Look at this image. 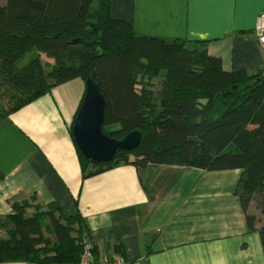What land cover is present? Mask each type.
Segmentation results:
<instances>
[{
    "label": "trees",
    "instance_id": "obj_1",
    "mask_svg": "<svg viewBox=\"0 0 264 264\" xmlns=\"http://www.w3.org/2000/svg\"><path fill=\"white\" fill-rule=\"evenodd\" d=\"M89 73L105 99L102 130L121 137L137 129L141 140L105 162L76 148L83 177L118 164L239 168L235 194L264 257V68L227 71L196 41L139 36L130 22L110 15V0L0 2V87L11 103L0 105V119ZM33 201L13 202L0 218V262L76 264L81 216ZM252 202L260 220L248 212Z\"/></svg>",
    "mask_w": 264,
    "mask_h": 264
},
{
    "label": "crops",
    "instance_id": "obj_2",
    "mask_svg": "<svg viewBox=\"0 0 264 264\" xmlns=\"http://www.w3.org/2000/svg\"><path fill=\"white\" fill-rule=\"evenodd\" d=\"M263 10L264 0H110V15L130 22L137 35L196 41L227 71L264 68L253 36ZM84 90V81L73 78L0 119V218L13 202L34 197L79 214L97 257L264 264L259 233L249 230L235 194L239 168L118 164L83 177L70 129Z\"/></svg>",
    "mask_w": 264,
    "mask_h": 264
},
{
    "label": "water",
    "instance_id": "obj_3",
    "mask_svg": "<svg viewBox=\"0 0 264 264\" xmlns=\"http://www.w3.org/2000/svg\"><path fill=\"white\" fill-rule=\"evenodd\" d=\"M85 90L71 126L73 142L87 159L105 162L118 149L131 150L141 140V133L134 129L121 137H112L102 130L105 99L98 81L92 73L85 78Z\"/></svg>",
    "mask_w": 264,
    "mask_h": 264
},
{
    "label": "built area",
    "instance_id": "obj_4",
    "mask_svg": "<svg viewBox=\"0 0 264 264\" xmlns=\"http://www.w3.org/2000/svg\"><path fill=\"white\" fill-rule=\"evenodd\" d=\"M253 36L264 56V10L261 11L256 18L255 26L253 28ZM81 246L82 251L79 261L76 264H133V262L126 260L120 253L97 257L92 242L85 238H83Z\"/></svg>",
    "mask_w": 264,
    "mask_h": 264
},
{
    "label": "rangeland",
    "instance_id": "obj_5",
    "mask_svg": "<svg viewBox=\"0 0 264 264\" xmlns=\"http://www.w3.org/2000/svg\"><path fill=\"white\" fill-rule=\"evenodd\" d=\"M1 1H3V0H0V2ZM42 56L44 58H46V56L44 54H42ZM153 81H154V85L151 88H153L154 91H157V89H158V79H153ZM8 100H9V98H8L7 94L5 93V91H4V88L0 87V105L3 106V107H8L11 104ZM112 127H114V126H107L106 128H107V130H110ZM131 158H133V157L131 156ZM248 212L250 214H254L258 220H260L262 218V214H261L260 210L255 206L254 202H252L251 205L249 206ZM257 223H258L257 224V226H258L260 223L259 222H257Z\"/></svg>",
    "mask_w": 264,
    "mask_h": 264
}]
</instances>
